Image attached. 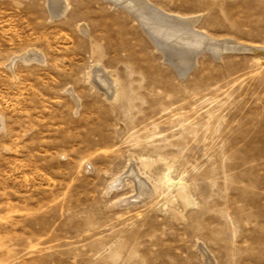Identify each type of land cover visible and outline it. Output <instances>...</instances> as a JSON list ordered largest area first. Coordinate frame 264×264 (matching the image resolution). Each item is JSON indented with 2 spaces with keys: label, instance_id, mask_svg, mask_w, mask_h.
<instances>
[{
  "label": "rangeland",
  "instance_id": "rangeland-1",
  "mask_svg": "<svg viewBox=\"0 0 264 264\" xmlns=\"http://www.w3.org/2000/svg\"><path fill=\"white\" fill-rule=\"evenodd\" d=\"M68 1L0 0V264H264V56L206 50L181 78L129 11ZM150 2L264 46V0ZM92 50L128 105L86 80ZM164 162L195 203L126 205L129 165L151 188Z\"/></svg>",
  "mask_w": 264,
  "mask_h": 264
},
{
  "label": "bare ground",
  "instance_id": "bare-ground-1",
  "mask_svg": "<svg viewBox=\"0 0 264 264\" xmlns=\"http://www.w3.org/2000/svg\"><path fill=\"white\" fill-rule=\"evenodd\" d=\"M46 1L48 2L49 12L52 17L64 16L70 6L68 0ZM107 1L114 7H123L134 16L135 21L138 22L137 24L140 25L145 34H147L154 43L156 50L161 52L165 60L176 69L181 78H184L194 66L197 56L203 54L206 50L211 51L212 58L222 57L220 55L227 49L239 50L246 48H252L257 51L258 55L264 56V46L246 44H237V46L234 44L236 43L235 40L231 38H216L206 31L197 29L195 26L197 19L196 15H183L177 12L166 11L154 5V2L152 1V3L150 0ZM82 30H85V28L82 27ZM84 33H86V31H84ZM37 52L35 50V52L30 54L24 52L25 55H15L11 57L8 66H14L16 58H20V60L22 59L24 62H30L31 60L45 62ZM92 57L94 62L87 74L86 80L88 83L94 88H99V91L101 89L103 91L102 94H104L106 98L114 100L124 98V102L128 105L129 98L127 96L129 95L123 88L121 78L102 64L101 55L96 51L94 54V50H92ZM262 64L264 65V61H262ZM179 66H181V68H179ZM69 94H71V96H78L73 92ZM3 128L4 123L0 116V129ZM140 162L144 167L151 166L152 164V160L149 158H141ZM163 165L164 170L162 169V171L156 173L155 177L152 179L151 188L143 178L136 174L132 163L129 165L128 170L130 169L131 171L125 174L133 173V175H135L136 192L131 196L132 198L134 197L133 200L129 198L124 199L126 205L136 202L137 199L142 200L145 197L152 196L156 193L158 194L162 187L168 192H172V190L175 191V199H178L184 206L195 203V200L188 192L187 184L182 180L183 178L179 177L175 179L171 176L170 164L164 162ZM115 185V183L112 184V186Z\"/></svg>",
  "mask_w": 264,
  "mask_h": 264
}]
</instances>
